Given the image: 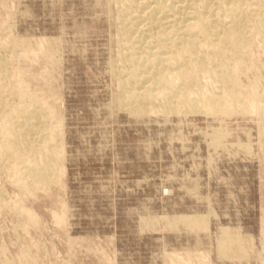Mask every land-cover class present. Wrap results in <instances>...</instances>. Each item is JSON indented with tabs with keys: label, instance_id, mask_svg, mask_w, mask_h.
Segmentation results:
<instances>
[{
	"label": "rangeland",
	"instance_id": "1",
	"mask_svg": "<svg viewBox=\"0 0 264 264\" xmlns=\"http://www.w3.org/2000/svg\"><path fill=\"white\" fill-rule=\"evenodd\" d=\"M149 1L0 0V102L30 92L61 123L65 158L33 192L0 169V264H264L259 115L239 102L215 114L122 106L130 69L173 29L149 23ZM135 33L149 35L144 45ZM250 47L245 64L256 59L257 72L237 79L263 93L264 42ZM179 214L202 215L205 227L167 224ZM225 234L238 239L232 255L219 250Z\"/></svg>",
	"mask_w": 264,
	"mask_h": 264
},
{
	"label": "bare ground",
	"instance_id": "2",
	"mask_svg": "<svg viewBox=\"0 0 264 264\" xmlns=\"http://www.w3.org/2000/svg\"><path fill=\"white\" fill-rule=\"evenodd\" d=\"M152 1L154 3H151L148 11H144L145 14L141 10L149 18V23L151 18L156 21L159 18L162 21L165 19L173 29L167 35L164 27L166 32L161 30L163 35H156V38L160 36L157 39L160 41L156 40L154 43L158 45L153 44L154 50L150 46L153 52L148 54L152 58L143 62L144 64L133 66L128 78L122 79L121 94L119 93L122 106L137 113L146 110L149 105L153 111L215 114L229 112V107L239 102L251 112L257 113L264 122V92L258 91L255 82L247 87L237 79L242 68L247 67L254 75L257 72L256 59L251 58L245 64V54L251 44L264 42V0H178L179 3L177 0V3L173 0L172 3L169 0H163L167 3L162 0ZM146 2L150 1L127 0L126 3L129 9L133 5L135 9L137 6L143 9L147 5L143 3ZM140 14L135 18L139 17L143 21L144 17ZM135 18L137 23L138 19L136 21ZM147 20L143 23L147 24ZM176 23H181V28L177 29L178 24L174 27L173 24ZM137 33L134 39L137 42L139 39L140 42L143 35L139 34V38ZM149 39L150 37L148 43L151 39L155 40L151 38L149 42ZM141 43L140 45L143 44ZM133 45L136 46V43ZM35 102L26 90L19 94L18 101L13 106L0 102V169H13L10 172L13 181L23 193L33 192L36 188L49 184L64 167L61 123L49 124L44 108ZM180 222L190 228H203L206 224L202 215L185 214L173 217L167 224ZM235 240L238 239L225 234L218 242L220 252L226 254ZM239 246L236 251L241 256L245 252ZM230 252L232 255L233 251Z\"/></svg>",
	"mask_w": 264,
	"mask_h": 264
}]
</instances>
